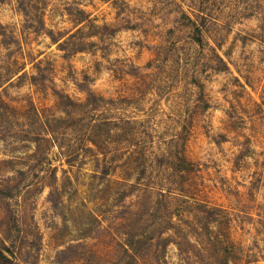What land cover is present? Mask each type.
Masks as SVG:
<instances>
[{"label": "rangeland", "instance_id": "obj_1", "mask_svg": "<svg viewBox=\"0 0 264 264\" xmlns=\"http://www.w3.org/2000/svg\"><path fill=\"white\" fill-rule=\"evenodd\" d=\"M4 244L264 264V0H0Z\"/></svg>", "mask_w": 264, "mask_h": 264}, {"label": "trees", "instance_id": "obj_2", "mask_svg": "<svg viewBox=\"0 0 264 264\" xmlns=\"http://www.w3.org/2000/svg\"><path fill=\"white\" fill-rule=\"evenodd\" d=\"M202 32L203 30H201V28L198 27V34L195 37L196 41L199 43L203 42V36H202ZM183 160L187 161V159L185 157H183ZM15 252L6 244H4L3 249H0V264H8L11 261V257L10 255L14 256Z\"/></svg>", "mask_w": 264, "mask_h": 264}]
</instances>
